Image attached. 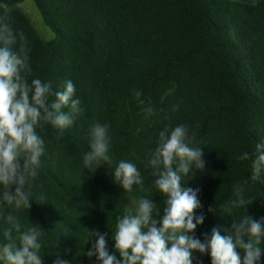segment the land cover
Masks as SVG:
<instances>
[{
	"label": "trees",
	"instance_id": "16d2710c",
	"mask_svg": "<svg viewBox=\"0 0 264 264\" xmlns=\"http://www.w3.org/2000/svg\"><path fill=\"white\" fill-rule=\"evenodd\" d=\"M33 1L54 35L49 41L34 28L23 0H0L11 8L10 22L27 37L29 82L51 81L55 92L71 80L74 99L84 109L59 139L50 125L37 129L46 150L31 184V208L16 214L43 229L44 264H54L58 257L70 264H98L95 256L86 255L98 238H89L90 232L105 234L110 254L120 259L112 235L125 207L122 187L113 183L107 164L94 172L83 165L89 129L97 123L109 125L114 165L121 159L137 165L145 188L151 189L140 191L158 203L161 213L163 198L152 187L147 154L165 125L184 124L196 134L205 170H194V176L190 171L181 186L200 190L202 207L196 214L205 219L195 236L201 241L214 227L227 235L225 229L245 215L244 208L229 212L230 205L222 207L237 199V183L253 201L246 214L264 217V173L251 182V159H237L264 143V0ZM136 91L142 93L139 98ZM132 100L164 117L136 128L128 108ZM12 211L0 207V242L7 227L4 216ZM194 256L193 264H211L207 253Z\"/></svg>",
	"mask_w": 264,
	"mask_h": 264
},
{
	"label": "clouds",
	"instance_id": "9594fccd",
	"mask_svg": "<svg viewBox=\"0 0 264 264\" xmlns=\"http://www.w3.org/2000/svg\"><path fill=\"white\" fill-rule=\"evenodd\" d=\"M0 8V207L13 209L4 216L7 227L0 242V264H44L43 229L16 214L31 208V184L38 176L46 150L37 129L50 125L57 130L59 139L84 109L81 101L74 99L76 89L71 80L63 81L55 92L51 81L34 78L29 82L32 68L27 37L10 22V6L0 4ZM134 94L137 98L142 95L140 91ZM176 110L177 106H173V112ZM153 111L152 106L145 108L148 115ZM108 133L107 124L90 126V150L83 153L84 169L94 172L107 164L113 170V183L122 187L129 203L117 216L112 235L120 259L110 254L105 234L96 232H90L89 238H98L86 253L89 258L95 256L98 264H193L194 253L198 252L209 254L211 264H260L264 255V217L254 219L246 214L253 201L245 198L243 184L233 186L237 199L222 205H230L229 212L232 208L245 209V215L225 229L227 235L214 227L210 234H204L203 241L195 236L197 226L205 219L203 213L196 214L202 207L200 190L181 186L182 177L190 171L194 176V170H205L204 153L195 147L199 143L195 133H190L184 124L165 125L158 133L155 149L147 154L145 167L151 169L152 187L163 198L162 213L152 198L130 195L134 186L148 193L151 189L145 188L135 163L121 159L114 165ZM237 159H251V182L262 179L264 143H256L254 153L244 152ZM54 264L70 262L58 257Z\"/></svg>",
	"mask_w": 264,
	"mask_h": 264
},
{
	"label": "rangeland",
	"instance_id": "374dc122",
	"mask_svg": "<svg viewBox=\"0 0 264 264\" xmlns=\"http://www.w3.org/2000/svg\"><path fill=\"white\" fill-rule=\"evenodd\" d=\"M234 1L247 2V3L256 2V0H234ZM22 7L27 12L34 28L39 33V35L45 41L51 40L54 35L52 31L48 27H46V25L44 24L42 17L34 4V1L33 0H23ZM128 108H129L133 123L135 127L138 129L146 128L147 126L160 121L164 117V114L162 112L156 115L155 114L148 115L145 112V108L143 107V104L141 103L140 100L130 101L128 103ZM121 194H122L123 204L124 205L128 204L129 200H128L127 194L124 192L123 189L121 190ZM130 195L135 198H139L143 196L142 192L137 189H133V192Z\"/></svg>",
	"mask_w": 264,
	"mask_h": 264
}]
</instances>
